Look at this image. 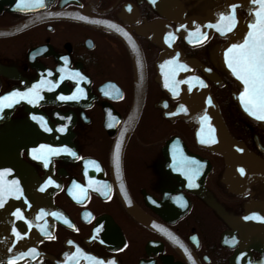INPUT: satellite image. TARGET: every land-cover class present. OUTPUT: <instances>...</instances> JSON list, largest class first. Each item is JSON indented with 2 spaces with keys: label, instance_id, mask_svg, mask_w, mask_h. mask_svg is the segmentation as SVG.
<instances>
[{
  "label": "flooded vegetation",
  "instance_id": "obj_1",
  "mask_svg": "<svg viewBox=\"0 0 264 264\" xmlns=\"http://www.w3.org/2000/svg\"><path fill=\"white\" fill-rule=\"evenodd\" d=\"M199 1L0 0V30L18 28L0 35V185L18 187L0 201V264H264V167L226 184L224 157L200 143L195 119L167 117L180 99L157 82L165 28L185 58L207 68L193 73L227 131L264 163V124L243 115L220 63L228 37L199 29L189 42L179 32L225 4L201 11ZM121 34L141 51L146 91L114 169L110 151L134 100ZM34 87L39 98L10 95ZM122 194L161 229L132 215Z\"/></svg>",
  "mask_w": 264,
  "mask_h": 264
},
{
  "label": "water",
  "instance_id": "obj_2",
  "mask_svg": "<svg viewBox=\"0 0 264 264\" xmlns=\"http://www.w3.org/2000/svg\"><path fill=\"white\" fill-rule=\"evenodd\" d=\"M160 5V3H158ZM237 8H242L247 14V19L245 22L237 14ZM259 10V4L254 2V0H228L225 6L218 8L216 11L209 13V15L202 19H190L185 20L179 26L180 34L189 42L192 39L198 37L197 31L199 29L205 30L206 32L215 31L222 36L229 38V43L226 44L219 52L220 63L225 67L226 71L238 82L240 90L233 93L234 100L239 104L241 111L250 119L264 123L262 120H258L253 115H249L245 111L244 105L241 103L240 94L244 91V85L236 76L232 73L231 69L225 60V54L228 49L233 44H241L247 37L248 32L251 30L249 25L255 23L256 12ZM234 15L235 24L231 31L227 30L226 23L222 24L220 17ZM87 21L94 22L98 25L110 28L112 23L104 19H96L92 21L91 18H86ZM162 28V26H160ZM220 29L219 31L217 29ZM18 28H13L10 30H0V35L8 34L15 31ZM165 29V28H164ZM160 32V36L157 42L163 46L166 53L160 58L157 63L158 76L157 81L161 88L167 92L173 98H179L180 104L177 110L173 114H168L167 117H182L185 119L193 118L198 123V140L204 146L212 151L219 152L226 163V175L224 182L229 184L231 182V177L233 175H242L240 169H243L249 173L252 171H258L259 168L264 167V163L256 160L252 152L249 151L246 146L234 139L230 133L227 131L221 117L218 115L217 106L214 98L212 97L207 83L199 76L193 73L194 68H200L205 74L208 75V71L198 60L188 59L184 57L183 52L176 46V36L165 31ZM166 30V29H165ZM171 31V30H170ZM205 32V33H206ZM122 38L126 41L134 62L135 76H134V100L129 112V115L124 121L122 129L116 136L115 141L111 148L112 155V166L113 168H119L121 165V156L124 152L126 142L132 133L135 125L138 122L145 97V70L143 64V58L140 49L135 43L129 38L122 35ZM213 79V77H211ZM211 101V103H209ZM207 116V121L203 120V117ZM209 127L213 130L212 135L215 138L214 143H202L201 141L208 138ZM171 144V143H170ZM168 144L164 148V153L167 157ZM119 145V148H117ZM241 181V180H240ZM123 195V194H122ZM124 204L129 209V211L138 220L147 225L148 227L161 229L159 225L151 218L146 216L139 208L133 205L126 195ZM31 207L30 204H28ZM47 204L46 208H50ZM47 210V209H46ZM46 213V212H45ZM180 214V213H179ZM11 221L7 222L6 230L10 228ZM20 230H24L21 223L17 224ZM259 237L260 241L264 242V237ZM257 242V241H256ZM259 242L256 243L258 245ZM4 245V244H3ZM260 247V246H259ZM264 247V244H263ZM262 247V248H263ZM247 251L245 255L243 254V260H245Z\"/></svg>",
  "mask_w": 264,
  "mask_h": 264
},
{
  "label": "snow or ice",
  "instance_id": "obj_3",
  "mask_svg": "<svg viewBox=\"0 0 264 264\" xmlns=\"http://www.w3.org/2000/svg\"><path fill=\"white\" fill-rule=\"evenodd\" d=\"M259 4V10L256 12L255 23L249 25L251 29L248 32L247 37L241 44H233L225 54V60L232 73L238 80L244 85V91L240 94L241 103L244 105L245 111L249 115L255 116L256 119L264 121V0H254ZM36 6H43V0H35ZM222 24L226 23L227 30L231 31L235 24V16L222 15L220 17ZM220 30L219 28L217 29ZM12 97L19 96L21 99L28 97L39 98V91L37 87L30 89L27 93H12ZM61 100H74L76 96H61ZM9 97H4L3 100H8ZM31 102V100H29ZM211 103V101H209ZM6 106H11L6 105ZM208 117H203L204 121H207ZM47 130V129H46ZM63 131V129H60ZM213 130L209 127L208 138L202 140V143H214L215 138L212 135ZM119 148V145H117ZM48 152L56 154L55 150L48 149ZM39 158V157H37ZM47 166V163H45ZM241 174L244 170L240 169ZM194 175V173H193ZM190 187H194V184H190ZM18 191L16 182L13 181L11 185H0V201H2L4 195L12 194ZM2 206V204H0ZM19 215V213H16ZM22 218V217H21ZM9 264H15L14 261H9ZM96 264H102L97 261Z\"/></svg>",
  "mask_w": 264,
  "mask_h": 264
},
{
  "label": "bare ground",
  "instance_id": "obj_4",
  "mask_svg": "<svg viewBox=\"0 0 264 264\" xmlns=\"http://www.w3.org/2000/svg\"><path fill=\"white\" fill-rule=\"evenodd\" d=\"M225 2V4H226V2L228 1V0H220V1H213V0H201V1H199L198 3H196V6H197V8H199V9H201V11L205 8V7H208V6H211V7H214V6H218V5H220L222 2ZM225 4L223 5V6H225ZM219 7H221V5L219 6ZM218 9V8H217ZM198 18L199 17H201V16H197ZM202 19H203V17H202ZM91 20L92 21H96V19H94V18H91ZM98 25V24H97ZM100 26H102V25H100ZM102 27H104V26H102ZM226 44H224L222 47H224Z\"/></svg>",
  "mask_w": 264,
  "mask_h": 264
}]
</instances>
